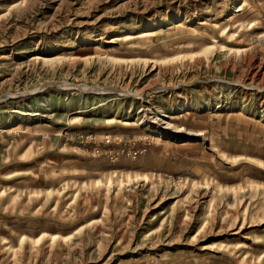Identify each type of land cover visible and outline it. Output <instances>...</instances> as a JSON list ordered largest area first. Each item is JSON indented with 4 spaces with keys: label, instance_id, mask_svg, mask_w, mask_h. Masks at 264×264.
<instances>
[{
    "label": "rangeland",
    "instance_id": "obj_1",
    "mask_svg": "<svg viewBox=\"0 0 264 264\" xmlns=\"http://www.w3.org/2000/svg\"><path fill=\"white\" fill-rule=\"evenodd\" d=\"M0 264H264V0H0Z\"/></svg>",
    "mask_w": 264,
    "mask_h": 264
},
{
    "label": "bare ground",
    "instance_id": "obj_2",
    "mask_svg": "<svg viewBox=\"0 0 264 264\" xmlns=\"http://www.w3.org/2000/svg\"><path fill=\"white\" fill-rule=\"evenodd\" d=\"M142 35H145V34H142ZM172 109L174 111H180V110H183V109H186V108H185V105L182 104V105H179V106H174ZM147 110H149V109L147 108ZM159 113L158 114H155L156 118H154L155 120H153L151 122H155L156 120H158L160 122V124H159L160 127H163V128H171V129L172 128H175L177 131H181L182 128H178V127L175 126V124H172L171 122L167 121L166 119L161 118ZM164 117H168V116H164Z\"/></svg>",
    "mask_w": 264,
    "mask_h": 264
}]
</instances>
